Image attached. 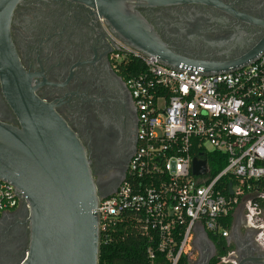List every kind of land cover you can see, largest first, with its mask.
Wrapping results in <instances>:
<instances>
[{
	"label": "built area",
	"instance_id": "obj_1",
	"mask_svg": "<svg viewBox=\"0 0 264 264\" xmlns=\"http://www.w3.org/2000/svg\"><path fill=\"white\" fill-rule=\"evenodd\" d=\"M109 36L114 60L127 69L138 129L126 179L101 201V236L128 221L148 240L151 259L161 252L181 264L185 255L190 260L195 227L228 238L232 226L224 221L247 198L245 222L264 246V51L243 68L205 75L166 66ZM206 151L226 155L227 165L212 176L207 163L206 174L195 176L193 159H204L193 154ZM226 177L235 181L232 195L230 186L228 195L221 189ZM20 204L0 180V218Z\"/></svg>",
	"mask_w": 264,
	"mask_h": 264
},
{
	"label": "flooded vegetation",
	"instance_id": "obj_2",
	"mask_svg": "<svg viewBox=\"0 0 264 264\" xmlns=\"http://www.w3.org/2000/svg\"><path fill=\"white\" fill-rule=\"evenodd\" d=\"M142 13L170 54L202 71H223V63L245 58L264 43V0H184ZM109 32L91 6L68 0H25L16 8L11 28L34 94L52 105L78 137L102 195L111 194L126 179L138 129L125 82L127 69L113 58ZM0 121L20 127L1 90ZM242 215L237 212L234 222L240 238L220 240L214 249L204 244L201 264H239L264 254ZM28 217L21 203L0 218V264H21L25 259Z\"/></svg>",
	"mask_w": 264,
	"mask_h": 264
},
{
	"label": "water",
	"instance_id": "obj_3",
	"mask_svg": "<svg viewBox=\"0 0 264 264\" xmlns=\"http://www.w3.org/2000/svg\"><path fill=\"white\" fill-rule=\"evenodd\" d=\"M24 1L0 0V90L20 123L17 128L0 121V180L13 186L29 213V247L21 264H99L102 238L98 210L102 199L116 190L109 195L100 193L84 146L53 106L34 94L31 77L22 68L11 37L14 12ZM68 1L91 6L112 35L145 56L156 57L177 70L199 67L170 54L142 13L184 0ZM263 51L264 43L245 58L223 63V71L202 72H233ZM192 172L205 175L207 161L194 158ZM229 194H233L231 186ZM202 232V246L214 249L204 228ZM239 234L240 228L233 224L230 236L239 239ZM204 255L201 250L197 264ZM247 262L264 264V254L249 256L239 264Z\"/></svg>",
	"mask_w": 264,
	"mask_h": 264
},
{
	"label": "trees",
	"instance_id": "obj_4",
	"mask_svg": "<svg viewBox=\"0 0 264 264\" xmlns=\"http://www.w3.org/2000/svg\"><path fill=\"white\" fill-rule=\"evenodd\" d=\"M195 157H201L207 161L210 174L218 175L227 165V157L217 152H195ZM235 181L224 178L221 182V189L225 195H228V188ZM233 216L229 215L224 221V228L229 229L232 226ZM209 233V232H208ZM214 243L223 238H219L209 233ZM101 253L99 264H169L164 253L155 252V257L151 259L147 254L149 247L148 240L143 236L136 234L132 225L128 221L115 225L108 231V237L101 236ZM224 256L225 253H222ZM181 264H189L188 256L185 255Z\"/></svg>",
	"mask_w": 264,
	"mask_h": 264
},
{
	"label": "crops",
	"instance_id": "obj_5",
	"mask_svg": "<svg viewBox=\"0 0 264 264\" xmlns=\"http://www.w3.org/2000/svg\"><path fill=\"white\" fill-rule=\"evenodd\" d=\"M247 201H248L247 198L243 199V201L240 203V205L237 209V212H241L243 214L242 219H244V213H245ZM244 221H245V219H244ZM234 222H235V215H234V218L232 221V225ZM203 228L205 229V227L202 224H198L194 229V232L192 235V250L190 252V260H189L190 264H197L199 259H200L201 250H202V252H205V250L202 246V243L204 242V239H205L203 232H202ZM205 231H206L208 237L210 238L208 231L206 229H205ZM229 237H230V235H229ZM229 237L223 238L222 240L226 241L227 239H229ZM211 241H212V239H211Z\"/></svg>",
	"mask_w": 264,
	"mask_h": 264
},
{
	"label": "rangeland",
	"instance_id": "obj_6",
	"mask_svg": "<svg viewBox=\"0 0 264 264\" xmlns=\"http://www.w3.org/2000/svg\"><path fill=\"white\" fill-rule=\"evenodd\" d=\"M207 149H208V150H211V148H210V146H209V145L207 146Z\"/></svg>",
	"mask_w": 264,
	"mask_h": 264
}]
</instances>
